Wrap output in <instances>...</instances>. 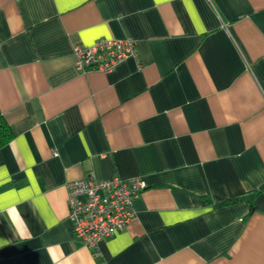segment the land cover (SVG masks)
I'll list each match as a JSON object with an SVG mask.
<instances>
[{
	"label": "crops",
	"instance_id": "crops-1",
	"mask_svg": "<svg viewBox=\"0 0 264 264\" xmlns=\"http://www.w3.org/2000/svg\"><path fill=\"white\" fill-rule=\"evenodd\" d=\"M103 38L137 55L77 71ZM0 110V264H264V0H0ZM115 175L147 186L95 250L67 183Z\"/></svg>",
	"mask_w": 264,
	"mask_h": 264
},
{
	"label": "built area",
	"instance_id": "built-area-1",
	"mask_svg": "<svg viewBox=\"0 0 264 264\" xmlns=\"http://www.w3.org/2000/svg\"><path fill=\"white\" fill-rule=\"evenodd\" d=\"M131 39L103 38L89 47L76 46V69L112 71L119 63L136 56ZM141 178L125 179L118 175L104 180L86 177L67 183L69 218L76 240L98 250L100 243L122 231L135 217V199L146 187Z\"/></svg>",
	"mask_w": 264,
	"mask_h": 264
},
{
	"label": "trees",
	"instance_id": "trees-1",
	"mask_svg": "<svg viewBox=\"0 0 264 264\" xmlns=\"http://www.w3.org/2000/svg\"><path fill=\"white\" fill-rule=\"evenodd\" d=\"M15 137V132L12 127L5 120L0 110V149L8 145ZM236 199H231L223 202L222 204L235 203Z\"/></svg>",
	"mask_w": 264,
	"mask_h": 264
}]
</instances>
